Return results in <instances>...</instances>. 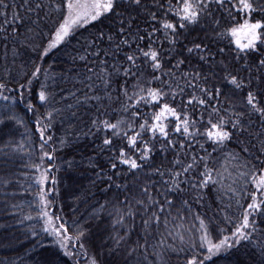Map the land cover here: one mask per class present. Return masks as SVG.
I'll return each mask as SVG.
<instances>
[{"label": "snow or ice", "instance_id": "6c2138e0", "mask_svg": "<svg viewBox=\"0 0 264 264\" xmlns=\"http://www.w3.org/2000/svg\"><path fill=\"white\" fill-rule=\"evenodd\" d=\"M77 33L79 47L67 55L84 71L55 72L45 58ZM0 45V153L28 146L23 167L35 172L39 201L26 219L42 221L64 255L74 257L73 240L84 249L91 229L69 235L49 211L59 195L57 121L68 125L60 150L69 135L92 136L109 153L106 167L91 156L88 167L92 185L114 193L91 214L113 264H212L254 240L264 264V0H0ZM217 78L232 87L224 91ZM36 86L39 105L31 102ZM18 103L35 114V160ZM205 114L211 131L202 133ZM31 234L41 232L32 225ZM91 264L105 262L97 254Z\"/></svg>", "mask_w": 264, "mask_h": 264}, {"label": "trees", "instance_id": "16d2710c", "mask_svg": "<svg viewBox=\"0 0 264 264\" xmlns=\"http://www.w3.org/2000/svg\"><path fill=\"white\" fill-rule=\"evenodd\" d=\"M7 2H11V0H7ZM16 3L19 4L20 0H16ZM20 11L23 12V9L21 8ZM9 19H11V11H9ZM195 35L196 33L190 34L189 39H192ZM81 39L82 37L77 33L67 47H62L61 50H54L49 57L45 58L46 65H52L53 70L57 73L65 72L69 68H73L74 71H84V69H78V66L74 67L67 55L68 52L72 51L73 47H79L78 41ZM232 39L234 40V38ZM183 42L187 43V40ZM225 44H228L227 39L223 40L218 46L224 47ZM165 46L167 47V45ZM216 47L217 45L213 44V51L216 50ZM230 47L233 52L236 51L234 43ZM2 53L3 47L0 45V61L3 60ZM28 55L31 54H25L24 59H27ZM9 60H11L10 55ZM193 63H197V61L194 60ZM202 67L205 72H210L208 65H202ZM216 71L219 72L220 70L216 69ZM216 82L218 84L222 83L218 78ZM231 87L226 82L222 83L224 91H228ZM38 91L39 87H34L33 95L31 96V102L37 105H39V102L35 93ZM11 95H16V93H11ZM25 95L27 98L28 94L26 93ZM240 99H236V103H239ZM4 103L0 101V105ZM15 111L27 122V131L31 135L32 140L36 141V148L33 149L32 155V159L35 160L39 148L38 133L34 130L35 114L27 110L25 103H18L15 106ZM39 111L42 113L45 109L40 107ZM144 111L150 112L151 109L146 108ZM206 121L207 115L205 114V123L201 125L202 133L211 131V127ZM67 128V123L62 124L57 121L52 129L55 141L54 146L58 149L57 155L59 156V159L53 163L59 165L60 171L56 172L55 168H53L52 174L59 181V195L56 197L54 207L49 209V211H54L55 215L64 218L69 229V235H73L77 227L82 226L85 229H91L89 238L85 241V248L80 249L76 241L73 240L68 246V251L75 253V255L74 257L66 256L56 244L55 238L42 232V221L37 223L26 219L29 214L35 216L39 201L38 189L34 183L35 172L23 167L24 163L30 162L27 155H25L28 151V146L26 145L23 152H9V156H4L3 153H0V264H46L50 260H55L56 264H87L89 259L97 254H99V259L105 264H113L115 258L105 255L107 246H101L105 233L91 220V214L99 212V205L111 199L114 193L106 190V185H101L99 182L94 187L92 181L96 180V175L93 169L88 167V157L90 156L100 165L106 167L109 153L108 151L100 152L98 145H100L101 141L99 138L92 136H80L79 139H75L69 135V138L72 139L71 146L60 150L59 138L65 134V129ZM11 129L12 122H9L5 131ZM24 131V128H19L20 133ZM13 136L17 141L22 138L15 131ZM206 139V137L202 136L201 143H204ZM208 143H211V141H208ZM0 147H3L2 143H0ZM168 158L171 159L170 154ZM154 160L160 163L164 160V157L162 154L156 153ZM66 161H72V167H69ZM164 162L167 163L166 160ZM43 163L45 166L49 164L46 159ZM30 175L33 177L32 180L27 178ZM5 180H11L12 183L6 186L3 183ZM14 193L15 195H13ZM13 204L18 207H12ZM104 216V224L107 225L109 218L106 212ZM237 216H239V213H237ZM136 223L139 225V218H137ZM195 224L196 222L193 221V226ZM32 225H35L37 230L41 232L39 236L31 234ZM255 243V240L252 244L243 242L228 253L215 257L212 264H259L261 259L260 250L255 247Z\"/></svg>", "mask_w": 264, "mask_h": 264}, {"label": "rangeland", "instance_id": "374dc122", "mask_svg": "<svg viewBox=\"0 0 264 264\" xmlns=\"http://www.w3.org/2000/svg\"><path fill=\"white\" fill-rule=\"evenodd\" d=\"M91 260H92V258H90V259H89V261H88V263H87V264H91Z\"/></svg>", "mask_w": 264, "mask_h": 264}]
</instances>
